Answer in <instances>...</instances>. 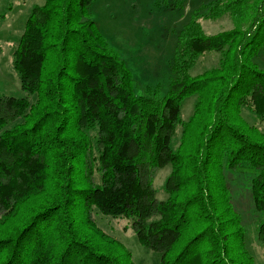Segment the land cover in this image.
I'll return each mask as SVG.
<instances>
[{"label": "trees", "instance_id": "1", "mask_svg": "<svg viewBox=\"0 0 264 264\" xmlns=\"http://www.w3.org/2000/svg\"><path fill=\"white\" fill-rule=\"evenodd\" d=\"M97 0H45L26 21L14 69L29 97L0 95V264H135L97 211L128 218L159 264H256L225 169L250 172L264 211V0H215L207 34L194 14L179 35L162 98L137 93L93 18ZM218 66L193 76L206 52ZM196 96L187 120L183 102ZM249 113L254 121L248 119ZM171 164L159 200L155 179ZM264 246V223L258 228Z\"/></svg>", "mask_w": 264, "mask_h": 264}, {"label": "rangeland", "instance_id": "2", "mask_svg": "<svg viewBox=\"0 0 264 264\" xmlns=\"http://www.w3.org/2000/svg\"><path fill=\"white\" fill-rule=\"evenodd\" d=\"M215 0H97L93 4V18L113 47L132 69L137 82V93L146 94L148 87L154 90V97H164L171 75L170 59L178 44L179 35L194 14L207 34H216L234 27L229 16L208 19L202 14ZM45 0H0V95L29 97L36 101V95H28L23 89L19 74L14 69V51L24 32L26 21L36 5ZM220 53L211 51L202 55L190 70L193 76L218 66ZM255 61L264 69V58ZM196 96L187 98L181 108V117L187 120L193 112ZM249 120L254 118L247 113ZM256 125L264 131V124ZM13 127L8 125L0 134ZM172 171L171 164L160 169L155 186L159 200H166L168 194L164 185ZM233 204L241 215L246 231V245L253 254L256 264H264V246L258 241V228L264 223V211H256L252 196L250 172H235L225 169ZM97 223L103 231L122 241L133 254L135 264H159L161 254L138 241L128 218H114L97 211Z\"/></svg>", "mask_w": 264, "mask_h": 264}]
</instances>
